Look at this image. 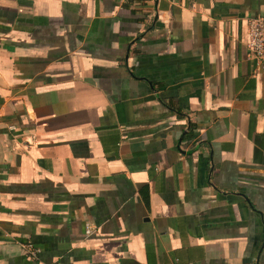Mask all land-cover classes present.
Masks as SVG:
<instances>
[{"label":"crops","instance_id":"0c3cea01","mask_svg":"<svg viewBox=\"0 0 264 264\" xmlns=\"http://www.w3.org/2000/svg\"><path fill=\"white\" fill-rule=\"evenodd\" d=\"M257 16L0 0V264H264Z\"/></svg>","mask_w":264,"mask_h":264},{"label":"built area","instance_id":"2783aa9c","mask_svg":"<svg viewBox=\"0 0 264 264\" xmlns=\"http://www.w3.org/2000/svg\"><path fill=\"white\" fill-rule=\"evenodd\" d=\"M246 25L244 47L247 59L253 62L256 72L264 74V16L249 18ZM26 249L32 257L39 253L31 245H27Z\"/></svg>","mask_w":264,"mask_h":264}]
</instances>
